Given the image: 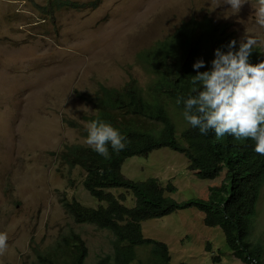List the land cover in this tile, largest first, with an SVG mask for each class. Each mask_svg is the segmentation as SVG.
Here are the masks:
<instances>
[{
  "label": "rangeland",
  "instance_id": "374dc122",
  "mask_svg": "<svg viewBox=\"0 0 264 264\" xmlns=\"http://www.w3.org/2000/svg\"><path fill=\"white\" fill-rule=\"evenodd\" d=\"M256 6L251 0L233 15L222 0H0V232L8 234L0 264H29L36 249L70 230L87 241V264L114 253L111 230L77 222L65 206L72 199L100 204L84 186L86 171L65 161L70 145H87L85 115L94 111L76 93L95 94L101 84L120 88L131 76L146 86L151 77L138 53L195 16L226 24L239 44L246 33L264 41ZM170 109L180 133L186 121ZM188 164L185 153L161 147L128 157L122 172L134 180L157 177L178 201L209 198V187L221 185L225 173L202 179ZM108 191L124 193L127 206L136 203L126 188ZM204 218L196 206L178 209L145 220L144 236L168 244V264H244L227 247L224 230ZM251 241L264 245V190ZM152 248L138 246L131 264H153Z\"/></svg>",
  "mask_w": 264,
  "mask_h": 264
},
{
  "label": "trees",
  "instance_id": "16d2710c",
  "mask_svg": "<svg viewBox=\"0 0 264 264\" xmlns=\"http://www.w3.org/2000/svg\"><path fill=\"white\" fill-rule=\"evenodd\" d=\"M176 34L141 51L139 58L153 74L148 85L131 78L120 88L101 84L95 94L83 93L96 110L86 118L102 120L117 128L126 137V147L116 153L109 145L110 158L105 159L89 146L70 145L65 160L72 167L79 165L86 171L84 186L100 204L85 206L72 199L65 205L77 222L96 223L114 233V253L101 256L96 264H131L137 259L138 246L146 244L153 247V264H168L171 260L168 244L145 237L143 222L191 206L205 212L206 224L224 230L227 247L245 264H260L263 248L251 241L250 228L264 187V156L255 152V141L251 139L217 137L214 130L201 134L188 123L181 130V138L186 143L182 142L169 108L173 104L183 115L184 105H178L176 99H186L190 94L191 79L197 73L193 64L202 59L205 65L199 71L211 70L215 50L227 48L229 51L231 35L226 26L215 23L211 17L192 18ZM238 49L236 45L232 50ZM261 55V47L253 49L249 62L263 61ZM84 133L87 135V131ZM161 147L185 153L188 167L199 178L213 179L226 170L225 180L219 186L209 187L207 199L178 201L166 194V187L157 177L134 180L124 175L122 166L128 157L147 155ZM167 187L170 191L176 190L173 184ZM110 188L132 191L135 205L124 204L126 195L116 196L108 191ZM36 253V259L30 264H87L89 247L81 233L71 231L63 234L54 246Z\"/></svg>",
  "mask_w": 264,
  "mask_h": 264
},
{
  "label": "clouds",
  "instance_id": "9594fccd",
  "mask_svg": "<svg viewBox=\"0 0 264 264\" xmlns=\"http://www.w3.org/2000/svg\"><path fill=\"white\" fill-rule=\"evenodd\" d=\"M249 2H251V0H222V3L228 5L232 10L231 14L233 15L238 14L243 5ZM256 5L257 6L254 9L255 21L257 25H259L261 28H264V0H256ZM193 18L198 17L195 16ZM182 24L170 35L163 39H159L152 46L156 45L160 40H165L169 37L174 36L178 29L182 26ZM220 24L223 25L222 23ZM227 32L229 33L228 27ZM175 36H177V34ZM236 45L239 47V49L237 51H233L232 49L235 48ZM152 46L148 48H151ZM261 46H264V41L259 40L254 35L246 33L245 38L240 42V44L235 39H232V41H230L228 45L229 51L227 48H223L224 52L219 48L215 50L214 59L211 61V70L199 71V69L204 67L205 62L202 59L197 60L193 64V68L197 70V73L196 75L192 76L190 94L186 99L183 97H177L176 103L178 105L183 103L184 105L183 115L181 113L179 114L184 116L186 125L188 123L191 127L198 128L199 132L205 135L208 134L210 130H214L217 137L233 136L236 140L251 139L255 141V152L258 155L264 156L263 49L261 55L263 61L256 64L249 62V56L251 55L253 49H258ZM141 51L138 53L137 59H140L139 56ZM145 69L152 79L153 74L146 68V66ZM131 78L135 77L131 76L129 80ZM151 79L149 80V82L151 81ZM149 82L147 83V85L149 84ZM83 93L84 92H78V94L76 93V96L79 98L82 97V99L86 100L84 96H82ZM90 104L93 106L92 103ZM173 107L175 106L173 105ZM175 109H177L178 112L180 110L177 107H175ZM95 111L96 110L94 108V111L91 114L95 113ZM87 115H85V117ZM85 131H87V135L84 133L86 136L85 142L87 144L85 146H89L93 151L103 156L105 159L110 158L109 145L111 146V149L116 153H119L126 147V137L122 135L117 128H115L108 122L102 120L90 121L86 125V129L84 130V132ZM180 134L181 132L177 134L178 138L181 137ZM223 173H225L226 176V170H223L220 175H222ZM263 190L264 187L262 189V194ZM260 199L261 196L256 206V215L253 217V222L251 223V232L254 228L255 218L258 214ZM71 231L74 230H70L69 232ZM61 238L62 237H60L55 242V244L58 243ZM55 244H53L52 246H54ZM258 244H260V246L263 248L264 258V245L260 242L254 243V245ZM52 246H49L47 248H50ZM7 249L8 234L6 232H0V256L4 255ZM40 250L43 249H36V251ZM35 254L37 257V253ZM263 258L260 264H264ZM32 261L30 263H32Z\"/></svg>",
  "mask_w": 264,
  "mask_h": 264
},
{
  "label": "bare ground",
  "instance_id": "6f19581e",
  "mask_svg": "<svg viewBox=\"0 0 264 264\" xmlns=\"http://www.w3.org/2000/svg\"><path fill=\"white\" fill-rule=\"evenodd\" d=\"M148 8V7H147ZM146 9V8H145ZM141 13H142V11H141ZM139 16V15H138ZM135 18H137V17H135ZM139 19V18H138Z\"/></svg>",
  "mask_w": 264,
  "mask_h": 264
}]
</instances>
